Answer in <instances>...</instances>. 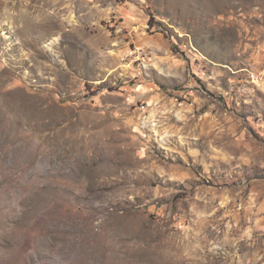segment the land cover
<instances>
[{"label":"rangeland","instance_id":"1","mask_svg":"<svg viewBox=\"0 0 264 264\" xmlns=\"http://www.w3.org/2000/svg\"><path fill=\"white\" fill-rule=\"evenodd\" d=\"M0 264H264V0H0Z\"/></svg>","mask_w":264,"mask_h":264}]
</instances>
